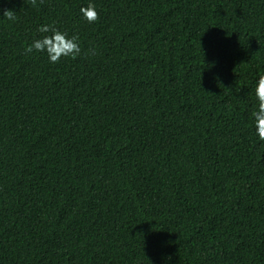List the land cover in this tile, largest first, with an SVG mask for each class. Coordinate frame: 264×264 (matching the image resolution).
<instances>
[{
  "label": "trees",
  "instance_id": "16d2710c",
  "mask_svg": "<svg viewBox=\"0 0 264 264\" xmlns=\"http://www.w3.org/2000/svg\"><path fill=\"white\" fill-rule=\"evenodd\" d=\"M260 74L264 0H0V264H264Z\"/></svg>",
  "mask_w": 264,
  "mask_h": 264
},
{
  "label": "clouds",
  "instance_id": "9594fccd",
  "mask_svg": "<svg viewBox=\"0 0 264 264\" xmlns=\"http://www.w3.org/2000/svg\"><path fill=\"white\" fill-rule=\"evenodd\" d=\"M37 0H31L33 6ZM83 17L89 22H95L99 19V14L93 3H89L86 7L80 9ZM3 17L14 21L16 19L15 12L11 9L3 10ZM38 31L40 33H51L40 39L34 40L25 48V54H30L34 50L37 52H45L51 63H58L62 57H71L75 59L81 53L79 45V37H69L66 32L58 30L53 25H42ZM93 54H95L93 52ZM258 106L252 111L251 115L254 119L256 133L261 141H264V74H260L254 89Z\"/></svg>",
  "mask_w": 264,
  "mask_h": 264
}]
</instances>
